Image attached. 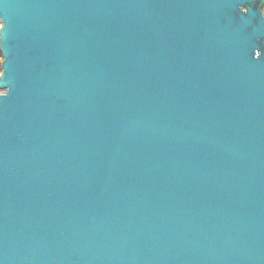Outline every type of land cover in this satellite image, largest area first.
<instances>
[{"label": "water", "instance_id": "obj_1", "mask_svg": "<svg viewBox=\"0 0 264 264\" xmlns=\"http://www.w3.org/2000/svg\"><path fill=\"white\" fill-rule=\"evenodd\" d=\"M0 24V264H264V0Z\"/></svg>", "mask_w": 264, "mask_h": 264}, {"label": "snow or ice", "instance_id": "obj_2", "mask_svg": "<svg viewBox=\"0 0 264 264\" xmlns=\"http://www.w3.org/2000/svg\"><path fill=\"white\" fill-rule=\"evenodd\" d=\"M4 25L3 24H0V28H3ZM5 63V61H2L0 60V68H2V65ZM4 75V71L3 70H0V76H3Z\"/></svg>", "mask_w": 264, "mask_h": 264}, {"label": "trees", "instance_id": "obj_3", "mask_svg": "<svg viewBox=\"0 0 264 264\" xmlns=\"http://www.w3.org/2000/svg\"><path fill=\"white\" fill-rule=\"evenodd\" d=\"M0 59H1V56H0Z\"/></svg>", "mask_w": 264, "mask_h": 264}]
</instances>
